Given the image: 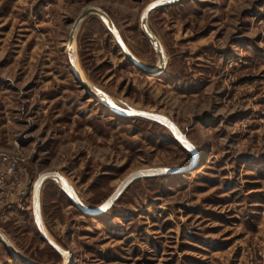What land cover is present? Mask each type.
Segmentation results:
<instances>
[{
	"label": "rangeland",
	"instance_id": "1",
	"mask_svg": "<svg viewBox=\"0 0 264 264\" xmlns=\"http://www.w3.org/2000/svg\"><path fill=\"white\" fill-rule=\"evenodd\" d=\"M155 0H0V153L23 158L35 180L60 174L81 204L97 208L131 173L110 207L81 212L58 180L38 188V220L20 217L18 250L35 264H264V0H186L150 12L166 65L135 68L95 14H108L148 69L156 52L140 27ZM158 114L124 116L91 96ZM40 193V199H39ZM40 200V201H39ZM40 211V212H39ZM26 221L28 223H26ZM0 264H27L8 252Z\"/></svg>",
	"mask_w": 264,
	"mask_h": 264
},
{
	"label": "water",
	"instance_id": "2",
	"mask_svg": "<svg viewBox=\"0 0 264 264\" xmlns=\"http://www.w3.org/2000/svg\"><path fill=\"white\" fill-rule=\"evenodd\" d=\"M186 0H155L149 3L146 8L143 10L141 18H140V27L141 30L144 34V36L147 38V40L150 42L152 47L154 48L157 58H158V64L155 69H148L144 67L142 64H140L130 53L128 52L127 48L125 47L120 34L116 27L114 26L113 22L111 21L110 17L106 12H104L102 9L97 8V7H87L81 10L75 21L73 22L69 34V42L72 43V39L74 37L76 28L78 27L79 23L88 15L95 14L98 15L103 22L106 24L108 30L110 31L111 35L115 39V41L118 43L120 46L121 50L124 52L125 56L128 58V60L131 62V64L137 68L138 70L142 71L143 73L150 75V76H159L166 65V57L163 53L162 46L155 36V34L150 30V28L147 25V19L148 15L150 12L158 7L164 6V5H169V4H176L180 2H184ZM73 64V63H72ZM74 67V66H73ZM78 80L81 82V78L76 74ZM84 88H86L87 92L96 98L97 100H100L101 102H104L107 104L111 109L115 110L116 112L124 115V116H136V117H144V118H149L153 119L156 121H159L166 125L169 129L173 131L175 136L184 144L188 149L191 151H195L194 146L188 141V139L182 135L180 132H178L175 128V126L167 119L164 117L151 113V112H144V111H135V110H127L124 108H121L114 103L110 102L102 93H96L94 91L89 90L83 83H81ZM176 172L175 169H159V170H139L136 172L131 173L128 175L120 184L119 186L114 190V192L108 196L97 208L95 209H90L84 206L79 202L77 199L76 195L74 194V191L72 187L66 182V180L58 173L55 172H49L45 173L43 175H40L34 182L33 185V192H32V207H33V214L35 218V223L38 228L39 233L43 237V239L59 254H61L64 258H71V253L68 250H63L59 248L57 245H55L43 232L41 229V226L39 224L38 220V210H37V200H38V188L42 182V180L46 176H52L58 180L59 185L63 189V191L69 196L71 199L72 203L84 214L90 215V216H96L98 214L103 213L105 210H107L110 205L113 203V201L117 198L121 190L124 188V186L132 179L138 178V177H150V176H158V175H167V174H173ZM0 240L5 244V246L8 248V250L17 257L20 261H23L27 264H35L32 261H30L26 256H24L22 253H20L9 241L8 239L3 236V234L0 233Z\"/></svg>",
	"mask_w": 264,
	"mask_h": 264
},
{
	"label": "built area",
	"instance_id": "3",
	"mask_svg": "<svg viewBox=\"0 0 264 264\" xmlns=\"http://www.w3.org/2000/svg\"><path fill=\"white\" fill-rule=\"evenodd\" d=\"M23 158L0 153V219L13 204L29 208L35 179Z\"/></svg>",
	"mask_w": 264,
	"mask_h": 264
},
{
	"label": "crops",
	"instance_id": "4",
	"mask_svg": "<svg viewBox=\"0 0 264 264\" xmlns=\"http://www.w3.org/2000/svg\"><path fill=\"white\" fill-rule=\"evenodd\" d=\"M40 199V193H39ZM40 201V200H39ZM38 207L40 209V202H37ZM29 208H20L18 205L13 204L9 209H7L4 215L0 219V233L5 236L8 241L17 249L22 250L20 244L18 243V239L21 237L17 232L16 229L20 224V217L22 215H26L29 213ZM33 212V207H32ZM40 212V211H39ZM26 223H28L26 221ZM56 245V244H55ZM8 252V248L5 244L0 240V263L2 262L1 259L3 258L4 253ZM3 264V263H2ZM4 264H11L10 261Z\"/></svg>",
	"mask_w": 264,
	"mask_h": 264
},
{
	"label": "bare ground",
	"instance_id": "5",
	"mask_svg": "<svg viewBox=\"0 0 264 264\" xmlns=\"http://www.w3.org/2000/svg\"><path fill=\"white\" fill-rule=\"evenodd\" d=\"M65 52L69 55V59H70L71 63H75L76 60H75V55H74L75 54L74 43H67ZM74 73L80 75V71H79V69L77 67H74ZM148 76H150V75H148ZM80 78H81V83H83L89 90L94 91L96 93H101V92L96 91L95 89L91 88L90 84L88 83V81L86 79H84L83 77H80ZM110 102H112V101H110ZM64 259L68 260V258H64ZM11 264H15V263H11Z\"/></svg>",
	"mask_w": 264,
	"mask_h": 264
}]
</instances>
